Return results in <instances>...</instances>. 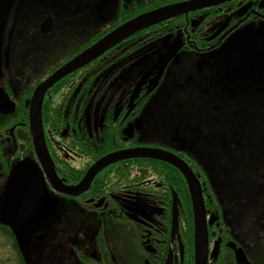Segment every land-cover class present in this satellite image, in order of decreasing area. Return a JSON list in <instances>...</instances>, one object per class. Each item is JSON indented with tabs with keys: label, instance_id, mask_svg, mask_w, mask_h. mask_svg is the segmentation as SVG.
<instances>
[{
	"label": "flooded vegetation",
	"instance_id": "obj_1",
	"mask_svg": "<svg viewBox=\"0 0 264 264\" xmlns=\"http://www.w3.org/2000/svg\"><path fill=\"white\" fill-rule=\"evenodd\" d=\"M0 1L1 6H53L36 26L27 51L47 54V61L27 60L9 68L0 64V86L16 109L20 106L17 115L16 109L0 114L2 202L12 169L32 161L53 199L51 213L57 206L61 210L57 264H198L191 190L176 165L152 157L123 159L99 169L84 191L62 192L45 172L27 105L41 82L108 32L144 12L189 0H68L69 6H88L77 10L60 8L57 0ZM208 6L147 27L58 81L43 99L44 140L58 179L68 187L79 185L113 152L145 147L176 156L202 187L206 264H241V251L251 264H264V231L238 225L240 216L218 185L226 179L213 174L217 165L211 162L210 144H204L214 131L207 134L201 121L192 122L183 108L180 114L148 121L141 116L175 72L182 76L178 88L196 80L198 99L211 104H249L263 96L264 0ZM100 17L110 19L100 27ZM176 41L180 49L161 64ZM227 92L234 99L224 96ZM40 234L44 238L37 240ZM45 239L43 232L33 236L38 243Z\"/></svg>",
	"mask_w": 264,
	"mask_h": 264
},
{
	"label": "rangeland",
	"instance_id": "obj_2",
	"mask_svg": "<svg viewBox=\"0 0 264 264\" xmlns=\"http://www.w3.org/2000/svg\"><path fill=\"white\" fill-rule=\"evenodd\" d=\"M52 7L0 5V64L9 68L22 66L27 60L47 61L49 55L27 51L31 50L29 45L35 39L36 26ZM109 19L100 17V23H103H99L100 27ZM179 79L182 80V76L178 72L168 76L166 83L143 109V120L177 115L183 108L192 122L201 121L207 134L213 130L204 146L210 144L211 162L217 165L213 170L216 179H226V183L218 185L228 194L232 209L240 216L238 225L255 233L264 231V94L249 104L234 100V104L227 107L198 99L193 88L196 80H192L188 88H178ZM224 96L234 99L229 92ZM219 119L227 122L218 123L216 120ZM3 196L0 184V203ZM59 211L57 206L50 216L34 214L21 224L20 236L29 264H57L58 254H62L57 250ZM38 232L44 233L45 241L38 243L33 240ZM35 257L38 259L34 260ZM0 264H19L10 241L1 234Z\"/></svg>",
	"mask_w": 264,
	"mask_h": 264
},
{
	"label": "water",
	"instance_id": "obj_3",
	"mask_svg": "<svg viewBox=\"0 0 264 264\" xmlns=\"http://www.w3.org/2000/svg\"><path fill=\"white\" fill-rule=\"evenodd\" d=\"M57 1L60 2L58 3V7L66 10L86 9L88 7L79 6L81 3H74L76 4L75 6H69L68 0ZM221 1L225 0H189L169 6H161L129 19L60 66L37 86L32 98L27 103V105L30 106V126L35 138L37 152L49 179L53 182L54 187L62 192L77 194L84 191L90 185L91 179L99 169L101 170L110 163L123 159L152 157L176 165L184 173L191 190L195 211L198 264H206V256L204 255L203 258V251L207 248V228L202 187L192 169L179 158L166 151L155 148L138 147L113 152L102 157L100 161L92 167L87 177L79 185L75 187L63 185L58 179L44 140L42 104L46 92L58 81L97 59L108 49L124 39L162 21L180 16L190 11L210 7L208 5L219 3ZM221 29L219 31H221ZM180 47L181 44H179V41L170 44L161 64L171 59ZM144 79L145 78L140 82L141 84L144 83ZM140 85L134 92L132 100L138 96ZM15 109V103L4 88L0 86V114H12L15 112ZM53 207V199L47 192L44 177L40 169L32 161L18 163L12 169L6 185L5 200L0 205V223L6 224L19 232L20 225L27 221L31 216L38 214L42 217H48ZM43 238V234L36 237L37 240H42ZM237 258L241 264H251L243 251L240 253L238 252Z\"/></svg>",
	"mask_w": 264,
	"mask_h": 264
},
{
	"label": "trees",
	"instance_id": "obj_4",
	"mask_svg": "<svg viewBox=\"0 0 264 264\" xmlns=\"http://www.w3.org/2000/svg\"><path fill=\"white\" fill-rule=\"evenodd\" d=\"M140 12L141 11H137L136 14H139ZM172 20L176 21L177 19L174 18ZM167 23L168 22L166 21L161 24H167ZM161 24H159V26H161ZM19 112H20V106L18 105L15 114L17 115ZM0 234L2 236H6L8 240L10 241L13 251L17 253L19 264H29L28 259L26 258L25 253H24L25 251H24V246H22L20 233L12 229L10 226L0 223Z\"/></svg>",
	"mask_w": 264,
	"mask_h": 264
}]
</instances>
